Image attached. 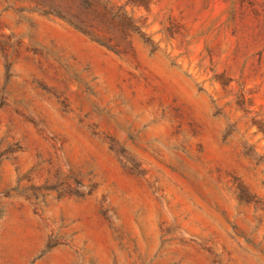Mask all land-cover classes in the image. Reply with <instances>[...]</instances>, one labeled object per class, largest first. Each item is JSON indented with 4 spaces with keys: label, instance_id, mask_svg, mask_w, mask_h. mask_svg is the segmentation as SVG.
<instances>
[{
    "label": "rangeland",
    "instance_id": "obj_1",
    "mask_svg": "<svg viewBox=\"0 0 264 264\" xmlns=\"http://www.w3.org/2000/svg\"><path fill=\"white\" fill-rule=\"evenodd\" d=\"M0 264H264V0H0Z\"/></svg>",
    "mask_w": 264,
    "mask_h": 264
}]
</instances>
